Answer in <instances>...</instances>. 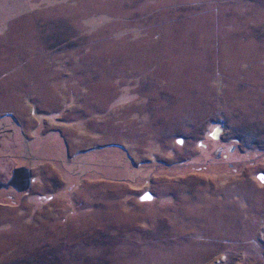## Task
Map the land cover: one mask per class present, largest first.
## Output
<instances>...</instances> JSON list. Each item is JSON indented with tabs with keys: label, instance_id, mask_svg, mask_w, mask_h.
Wrapping results in <instances>:
<instances>
[{
	"label": "rangeland",
	"instance_id": "1",
	"mask_svg": "<svg viewBox=\"0 0 264 264\" xmlns=\"http://www.w3.org/2000/svg\"><path fill=\"white\" fill-rule=\"evenodd\" d=\"M0 264H264V0H0Z\"/></svg>",
	"mask_w": 264,
	"mask_h": 264
},
{
	"label": "water",
	"instance_id": "2",
	"mask_svg": "<svg viewBox=\"0 0 264 264\" xmlns=\"http://www.w3.org/2000/svg\"><path fill=\"white\" fill-rule=\"evenodd\" d=\"M32 183L31 171L28 167H18L12 172L11 178L4 182L0 181V189H8L13 187L18 191L27 190Z\"/></svg>",
	"mask_w": 264,
	"mask_h": 264
},
{
	"label": "flooded vegetation",
	"instance_id": "3",
	"mask_svg": "<svg viewBox=\"0 0 264 264\" xmlns=\"http://www.w3.org/2000/svg\"><path fill=\"white\" fill-rule=\"evenodd\" d=\"M11 175H12V174H11ZM4 182H6V181H4ZM8 189L17 190V189H15V188H13V187H9ZM0 190H4V189H0Z\"/></svg>",
	"mask_w": 264,
	"mask_h": 264
}]
</instances>
